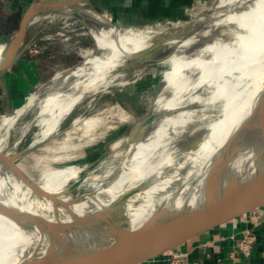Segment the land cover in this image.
I'll return each instance as SVG.
<instances>
[{
  "label": "bare ground",
  "instance_id": "bare-ground-1",
  "mask_svg": "<svg viewBox=\"0 0 264 264\" xmlns=\"http://www.w3.org/2000/svg\"><path fill=\"white\" fill-rule=\"evenodd\" d=\"M223 1L216 0L196 17L213 18V25L234 23L244 31L237 34L232 44L211 42L191 57H184V51L179 50L159 64V75L165 83L154 110L164 111V116L155 120L146 134L143 117L129 135L122 137L123 143L129 137L134 139L131 149L137 144L134 162L119 161L113 169L109 164L99 172L106 159L113 156L108 154L92 168L47 169L37 180L23 169L0 166V264H18L34 255H43L47 242L38 231L43 225L59 217L68 218L71 212L81 214L109 205L118 195L148 176L153 166L160 164L150 182L152 186L125 203L130 223L140 225L157 205V200L152 202L149 198L155 196L158 186H167L173 180V173L180 169L196 165L207 168L216 151L232 136L242 134L240 127L264 98V0H231L228 9L208 16L216 13V7ZM91 15L95 25L90 28V34L96 47L81 48L79 53L93 61L78 74L76 81H89L97 87L73 91L70 89L75 82H71L64 93L59 88L46 99L37 94L30 96L28 104L39 102L41 125L39 136L32 144L53 137L70 111L85 98L108 91L123 73L143 72L154 66L152 62L159 51L174 45L186 28L183 24L161 30H138L126 28L96 10H91ZM70 18L87 20L82 9L73 6L72 12L38 17L26 27L65 22ZM191 40L184 41L183 45ZM5 46L6 43L0 45V57ZM118 69L121 71L117 72ZM146 79L149 80L150 75ZM20 113L0 115V130L11 127ZM80 117L74 125H83L87 130L101 121L90 118L80 124ZM120 117L126 119L128 115L121 111ZM254 136L257 135L248 132L246 137L251 140ZM120 145V142L116 143L115 148ZM6 146L7 140L3 137L0 139V161L8 155ZM79 189L82 192L76 194ZM143 234L146 233L140 232L136 236ZM155 234L160 236L158 232Z\"/></svg>",
  "mask_w": 264,
  "mask_h": 264
},
{
  "label": "water",
  "instance_id": "water-1",
  "mask_svg": "<svg viewBox=\"0 0 264 264\" xmlns=\"http://www.w3.org/2000/svg\"><path fill=\"white\" fill-rule=\"evenodd\" d=\"M73 6H79L84 12L87 20L81 21L90 33L88 21L92 18L91 10L96 9L87 0H39L25 11L18 29L6 43L0 57V72L11 66L24 50L26 26L32 19L72 12ZM214 21L210 17H196L186 25L175 44L162 48L152 63L159 66L179 50L187 49L196 32L213 25ZM190 39L191 42L183 45ZM56 76L38 89L49 86ZM161 90L151 99L144 116V134L155 120L164 116V111L154 110ZM134 115L138 118L136 112ZM240 128L243 135L232 136L216 151L207 168L196 165L180 169L173 173V180L167 186H158L155 196L149 198L152 202L157 200V205L140 225L130 223L125 203L152 186L150 182L160 164L153 166L148 176L118 195L109 205L81 214L71 212L68 218L59 217L43 225L38 231L47 242L44 254L34 255L18 264H188L196 252L229 237L236 227L244 225L239 233L251 228L264 218V98ZM66 130L68 128L53 137ZM248 132L257 136L248 140ZM53 137L6 155L0 166L21 170L17 162ZM110 151L88 168L96 166ZM140 232L146 234L136 236ZM157 232L160 236L155 234Z\"/></svg>",
  "mask_w": 264,
  "mask_h": 264
},
{
  "label": "rangeland",
  "instance_id": "rangeland-1",
  "mask_svg": "<svg viewBox=\"0 0 264 264\" xmlns=\"http://www.w3.org/2000/svg\"><path fill=\"white\" fill-rule=\"evenodd\" d=\"M215 1L216 0L201 2L190 6L187 5L185 8L186 10L180 13V15H175L174 13L173 15L163 16L160 21L156 22L134 17V0H112V7L106 6L107 3H102V1L101 4H99L100 1L96 0L98 4L95 5V8L100 14L107 16L118 24L124 25L126 28L161 30L166 27H172V25H188L204 10V8L212 5ZM34 20L36 19H33V23L35 22ZM63 23L64 22L51 24L61 26ZM64 24L68 25L67 28L72 36L71 42H73V45H71V54H69L67 60L70 61V59L73 58L74 65L68 69L55 73L57 75L56 80L49 86L36 89V92H33L34 95H40L43 99H46L52 92L54 94L59 88H62L63 93L68 91V85H70L71 82H75V86L70 89L73 91L80 90V92H82L81 90L85 88L97 87L96 85H91L89 81H83V83L76 81V79H78V74L93 61V58H84L80 54L83 49L96 47L93 36L87 31L84 23L78 18H70L68 21H65ZM88 25L90 28L94 27L95 23L93 18H90ZM57 30L60 31L61 29L57 28ZM243 31L244 30L238 27V25L225 22L202 27V29L196 32L192 44L184 50L183 55L184 57H191L198 53L203 46L211 42H227L232 44V42L236 40L237 34ZM198 42L199 44H197ZM81 48L82 50H80ZM82 61L84 63L80 64ZM119 71L121 70L118 69L117 72ZM159 71L160 66L157 65L147 68L143 70V72L140 70L128 71L119 76L116 80L118 84L115 83L108 91L104 93L100 92L92 97L89 96L87 99L85 98L62 119L56 133L67 128L68 130L53 137L50 142L34 153L22 158L17 162L18 167L28 174L30 173L31 175L29 174V176L33 180H37L40 178L42 172L47 169H62L67 167H84L87 169L89 166L96 163L110 149L111 151L108 154H113V156L111 155L106 159L104 167H102L99 172H102L105 166L109 164H112L110 168L113 169V165L118 164L119 161H124V163L126 162L127 164L134 162L136 159L135 150L137 144L135 148L133 147L131 149V146L134 145V139L130 140L129 137L127 141L123 143L124 139H122V137L131 133L138 120L145 116L155 93L163 88L165 80L159 75ZM149 75L150 79L148 80L146 78ZM148 84L149 87L147 88ZM199 88L200 87H198V89ZM27 99L24 106H21L22 108L12 111L14 114L20 113V111L22 112L14 124H12L11 127H3L2 130H0V139L5 137L7 140V154H12L30 146L38 138L41 131L39 102L36 100L34 103L27 105ZM25 109L27 111H25ZM121 111L127 114L128 118L122 119L120 117ZM134 112L138 114L137 119ZM78 117L81 118L80 124L83 123L84 120L90 118H99L101 121L99 125L87 130L83 125H74ZM118 142H120L121 145L115 148ZM113 149L115 150L114 152ZM72 183L73 181L70 182V184ZM81 192L82 189H79L75 193Z\"/></svg>",
  "mask_w": 264,
  "mask_h": 264
},
{
  "label": "crops",
  "instance_id": "crops-1",
  "mask_svg": "<svg viewBox=\"0 0 264 264\" xmlns=\"http://www.w3.org/2000/svg\"><path fill=\"white\" fill-rule=\"evenodd\" d=\"M37 1L0 0V45L11 39L25 11ZM87 1L96 9V0ZM99 1V4L102 1L107 3L106 6H113L112 0ZM208 1L212 0H134V17L156 22L163 16L174 13L180 15L187 5ZM231 4V0H224L216 7L217 12L209 13L208 16L218 15ZM64 23L61 26L41 23L27 30L22 44L24 50L11 66L0 72V115L16 111L24 105L30 94L48 82L55 73L74 65L73 58L67 60L73 42L68 25ZM241 226L244 227L243 224ZM240 227L233 229L229 237L196 252L188 264H264V218L250 226L257 235V242L249 256L239 253L235 248ZM234 233L237 234L232 237Z\"/></svg>",
  "mask_w": 264,
  "mask_h": 264
},
{
  "label": "built area",
  "instance_id": "built-area-1",
  "mask_svg": "<svg viewBox=\"0 0 264 264\" xmlns=\"http://www.w3.org/2000/svg\"><path fill=\"white\" fill-rule=\"evenodd\" d=\"M256 242L257 235L251 227L244 230L238 237L235 238V248L239 253L249 256L252 253Z\"/></svg>",
  "mask_w": 264,
  "mask_h": 264
}]
</instances>
